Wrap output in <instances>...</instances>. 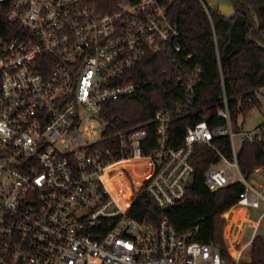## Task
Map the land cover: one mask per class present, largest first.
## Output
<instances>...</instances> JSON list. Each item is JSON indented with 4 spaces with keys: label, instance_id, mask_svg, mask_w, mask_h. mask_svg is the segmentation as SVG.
<instances>
[{
    "label": "built area",
    "instance_id": "built-area-1",
    "mask_svg": "<svg viewBox=\"0 0 264 264\" xmlns=\"http://www.w3.org/2000/svg\"><path fill=\"white\" fill-rule=\"evenodd\" d=\"M164 1L117 0L101 12L85 0H0L9 24L0 35V264H245L241 255L264 209L239 248L237 233L248 208H264V187L239 170L237 132L224 96L217 112L223 124L189 125L180 144H168L173 116L193 103L200 70H184L178 62L180 31L168 20ZM148 56L167 60L160 75L179 84L184 99L154 114L150 153L142 152L144 128L112 134L115 149L112 143L97 148L107 127L103 104L139 94L124 79ZM214 136H228L231 158L218 152L203 173L206 185H244L227 211L226 242L233 251L227 258L192 240L193 230L178 231L167 217L157 226L128 217L134 194L122 208L107 181L117 179L123 188L130 179L165 208L184 197L195 174V149ZM244 138L264 139V125L240 142ZM114 150L119 159L108 158ZM253 174L264 184V166Z\"/></svg>",
    "mask_w": 264,
    "mask_h": 264
},
{
    "label": "trees",
    "instance_id": "trees-1",
    "mask_svg": "<svg viewBox=\"0 0 264 264\" xmlns=\"http://www.w3.org/2000/svg\"><path fill=\"white\" fill-rule=\"evenodd\" d=\"M227 1L233 7V13L229 15L218 8H210L205 0L164 1L168 20L180 31L178 62L184 70L195 67L200 70L192 105L173 116L168 129L169 145L180 144L189 125L205 122L213 129L223 124L224 121L217 116L218 110L224 108L222 96L226 99L234 130L238 117H244L252 108L260 107L257 92L264 88V0ZM85 2L101 12H108L117 0ZM4 7L5 4H0V35L9 26ZM165 67H168L165 58L148 56L127 73L124 80L134 82L139 94L103 104L102 117L107 127L103 139L96 144L97 148L106 149L112 147V143L115 149L118 139L110 140L112 134L137 128L147 131V138L141 144L143 154L155 148L154 114L159 110L173 109L175 103L184 99L183 88L160 75V70ZM157 74L158 79L155 78ZM199 147L193 155L194 182L186 186L184 197L160 208L146 189L140 187L126 215L153 226L167 217L178 231L193 230L192 240L211 245L227 258L229 255L223 239L225 219L221 215L236 204L244 185L235 181L210 190L205 183L203 173L212 161L219 158L218 152L231 158L228 136H214L209 149ZM120 156L114 150L108 158L119 159ZM236 158L241 174L249 180L257 168L264 166V139L244 138L237 148ZM107 181L110 186V179ZM248 250L249 259L243 261L245 264H264L262 236L256 234Z\"/></svg>",
    "mask_w": 264,
    "mask_h": 264
},
{
    "label": "rangeland",
    "instance_id": "rangeland-1",
    "mask_svg": "<svg viewBox=\"0 0 264 264\" xmlns=\"http://www.w3.org/2000/svg\"><path fill=\"white\" fill-rule=\"evenodd\" d=\"M213 1L214 0H205L208 6H210ZM257 98L260 102V107L252 108L244 117H238L237 119V128H235V132H237L235 135V143L237 147L240 145V140H239L240 137L245 132L251 131L260 125H264V88L260 89L257 92ZM199 146H205L206 148L209 149L208 145L206 144H200L197 147ZM200 150L201 149H199V151ZM118 171L119 170H116L114 174H116ZM127 180H128V184L125 185L123 188L120 187V184L117 181V179H112L110 183L111 185L109 186L113 198L116 200L117 204L122 208L126 207L129 204V201L127 199L128 194L130 193L135 194V192L137 191L136 190L137 187L135 183L133 181H130V179ZM249 180L250 182L254 183V185H256L257 187H264L263 181H261L258 177H254L253 175H251ZM263 209L264 208L262 205L259 208H252V207L248 208L246 212L245 224H243V226L240 228L239 232L237 233L238 235L237 236L238 244L236 245L237 248H239V244H243L250 239L254 227L253 223L257 221L258 217L263 212ZM221 217L225 219V225L223 228V239L225 240L228 255H230L229 252L232 253L233 255V251L230 249L229 245L226 242L228 237L226 236V228L228 227L229 223H231L230 216L226 211L221 215ZM257 234L264 237V217L259 224V227L257 229ZM248 259H249V250L247 247L245 248V250L241 255V260L247 261Z\"/></svg>",
    "mask_w": 264,
    "mask_h": 264
},
{
    "label": "water",
    "instance_id": "water-1",
    "mask_svg": "<svg viewBox=\"0 0 264 264\" xmlns=\"http://www.w3.org/2000/svg\"><path fill=\"white\" fill-rule=\"evenodd\" d=\"M210 8H218L220 12L224 14H232L233 13V7L228 3L227 0H220L216 3H211ZM254 20H256V17L254 16ZM264 49V46H263ZM194 182V175L190 176L188 179V184L191 185Z\"/></svg>",
    "mask_w": 264,
    "mask_h": 264
},
{
    "label": "crops",
    "instance_id": "crops-1",
    "mask_svg": "<svg viewBox=\"0 0 264 264\" xmlns=\"http://www.w3.org/2000/svg\"><path fill=\"white\" fill-rule=\"evenodd\" d=\"M254 177H255V175L254 174H252Z\"/></svg>",
    "mask_w": 264,
    "mask_h": 264
}]
</instances>
